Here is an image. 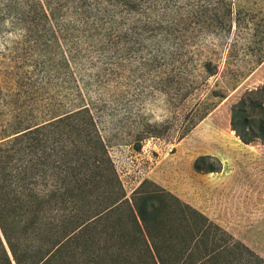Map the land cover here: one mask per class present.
Segmentation results:
<instances>
[{"label": "rangeland", "instance_id": "rangeland-1", "mask_svg": "<svg viewBox=\"0 0 264 264\" xmlns=\"http://www.w3.org/2000/svg\"><path fill=\"white\" fill-rule=\"evenodd\" d=\"M208 1L0 0V141L85 105L129 196L150 179L264 257V143L231 126L233 105L264 83V61L254 64L264 36L252 35L264 9L239 0L244 22L219 24L196 12ZM209 59L218 75L207 77ZM252 64L222 100L211 95L225 71ZM83 120L70 119L94 131Z\"/></svg>", "mask_w": 264, "mask_h": 264}, {"label": "trees", "instance_id": "trees-1", "mask_svg": "<svg viewBox=\"0 0 264 264\" xmlns=\"http://www.w3.org/2000/svg\"><path fill=\"white\" fill-rule=\"evenodd\" d=\"M215 1L196 12L210 11L206 18L219 24L244 22L239 0ZM220 4L227 8L218 17L211 11ZM255 8L264 9V0H255ZM257 30L254 37L264 36ZM263 61L264 45L254 64ZM203 68L207 77L220 73L212 59ZM254 68L225 71L223 85L216 82L211 95L222 100V88H236ZM205 106L201 120L215 103ZM73 116L94 131L84 133ZM231 126L244 143H264V83L233 105ZM75 130L80 137H73ZM203 160L195 162L199 171ZM0 264H264V257L150 179L129 196L83 105L0 141Z\"/></svg>", "mask_w": 264, "mask_h": 264}, {"label": "clouds", "instance_id": "clouds-1", "mask_svg": "<svg viewBox=\"0 0 264 264\" xmlns=\"http://www.w3.org/2000/svg\"><path fill=\"white\" fill-rule=\"evenodd\" d=\"M156 121H159L161 119V115L158 112L153 111L151 113Z\"/></svg>", "mask_w": 264, "mask_h": 264}]
</instances>
